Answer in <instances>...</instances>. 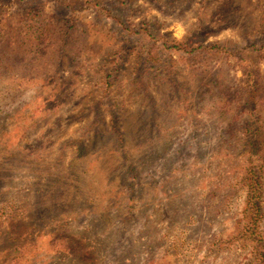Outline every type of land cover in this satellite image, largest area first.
Instances as JSON below:
<instances>
[{
  "label": "rangeland",
  "instance_id": "374dc122",
  "mask_svg": "<svg viewBox=\"0 0 264 264\" xmlns=\"http://www.w3.org/2000/svg\"><path fill=\"white\" fill-rule=\"evenodd\" d=\"M0 264H264V0H0Z\"/></svg>",
  "mask_w": 264,
  "mask_h": 264
},
{
  "label": "trees",
  "instance_id": "16d2710c",
  "mask_svg": "<svg viewBox=\"0 0 264 264\" xmlns=\"http://www.w3.org/2000/svg\"><path fill=\"white\" fill-rule=\"evenodd\" d=\"M179 43H181V42H179ZM153 47H155L156 50L154 51V54L151 55L152 61H154V62L161 61L162 60L161 59L162 58V50H161L162 46L161 45H156V43H153ZM158 49H160V50H158ZM68 237H69L68 235L63 234V235L58 236V239L62 238L63 240H60V241L66 242V240H64V239H66Z\"/></svg>",
  "mask_w": 264,
  "mask_h": 264
}]
</instances>
